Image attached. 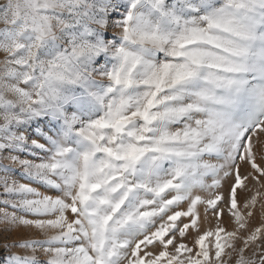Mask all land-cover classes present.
<instances>
[{"label": "snow or ice", "instance_id": "1", "mask_svg": "<svg viewBox=\"0 0 264 264\" xmlns=\"http://www.w3.org/2000/svg\"><path fill=\"white\" fill-rule=\"evenodd\" d=\"M0 25V264H264V0H2Z\"/></svg>", "mask_w": 264, "mask_h": 264}, {"label": "rangeland", "instance_id": "2", "mask_svg": "<svg viewBox=\"0 0 264 264\" xmlns=\"http://www.w3.org/2000/svg\"><path fill=\"white\" fill-rule=\"evenodd\" d=\"M0 2H2V0H0ZM0 27H2V25H0ZM111 32V30H109ZM4 58V54L0 53V60H3ZM16 179H21L19 172L16 173L15 175ZM22 182H26V181H22ZM33 186H37V185H33ZM43 191V189H41ZM242 199L244 198L243 195L241 197ZM254 216H255V220H254V226H259L260 223L264 222V220L261 219V214H260V210L259 207H257V209L254 210ZM226 223H228L229 225V230H231V222L229 221V218L227 216L224 217ZM214 226V221H212L210 224H206L205 227H212ZM24 235H36V233L34 232V230H28V232H24V231H20L17 233H13L9 239H16L19 238L21 236ZM189 239H191V237H189ZM3 241L0 240V243H2Z\"/></svg>", "mask_w": 264, "mask_h": 264}]
</instances>
